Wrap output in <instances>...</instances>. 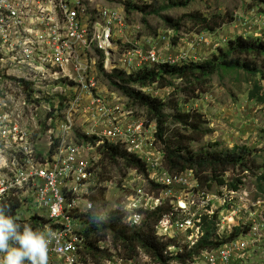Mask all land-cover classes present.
Masks as SVG:
<instances>
[{"label":"built area","instance_id":"2783aa9c","mask_svg":"<svg viewBox=\"0 0 264 264\" xmlns=\"http://www.w3.org/2000/svg\"><path fill=\"white\" fill-rule=\"evenodd\" d=\"M119 1L120 6L111 7L95 0H0V203L16 198L20 208L32 204L38 211L34 216L48 219L49 264L96 263L88 254L80 215L95 206L90 191L115 184L113 175L109 178L102 168L96 148L101 142L120 145L145 162V173L118 168L125 175L120 182L125 191L121 211L129 226L137 227L146 214L168 207L154 224L156 235L173 240L183 234L190 248L203 234V217L214 216L210 198L192 170L168 172L160 151L151 158L145 136L152 135L154 140V122L134 119L126 99L113 92L108 97L93 74L96 67L107 75H113L114 68L130 75L145 67L197 62L198 56L189 50L209 44L207 36L193 35L185 43L186 50L174 54L168 35L144 37L146 42L136 40L137 36L127 41L125 0ZM116 56L123 63L119 67L114 63ZM76 117L92 121L86 133H77L95 137L93 142H79L75 136L73 140ZM37 118L50 120L44 129L46 156L36 155L35 145L40 143L32 136L42 131ZM182 186L193 192L183 197L171 194ZM246 244L230 240L203 249L191 261L171 258L169 264H234ZM97 245L107 250L99 264H161L141 248L125 257L110 250L115 247L109 239ZM185 245L176 250L169 245L164 253L172 257ZM2 257L1 253L0 264Z\"/></svg>","mask_w":264,"mask_h":264},{"label":"rangeland","instance_id":"374dc122","mask_svg":"<svg viewBox=\"0 0 264 264\" xmlns=\"http://www.w3.org/2000/svg\"><path fill=\"white\" fill-rule=\"evenodd\" d=\"M97 1L105 3H98L100 5L111 7L120 6L121 3L119 0H95V2ZM188 2L189 0H125V4H133L140 9L126 13V27L124 28L126 40L134 41L132 39L137 36L136 40L146 42L144 37L168 35L169 49L174 54V52L185 51V43L193 35H206L209 44L200 45L193 50L187 47V50L190 49L191 55L198 56V62L211 60L221 52L220 49L228 47L231 40H236L240 36L247 39L259 37L264 40V4L257 3V0H194ZM186 3L188 5H185ZM195 16L214 19L219 25L214 31L207 33L203 30L204 24L198 23ZM166 21L177 22L179 28L167 27ZM166 49L164 52L167 51ZM241 60L252 63L254 61L255 67L260 73L254 76L238 69L221 70L201 83L202 87L195 92L184 90L190 86L180 79H170L169 82L171 81L172 85L165 88H157L156 84L145 88L135 86V90L168 101L171 105L167 107V113H174L172 105L178 103L183 110L191 111L192 114H197L203 120V122H199L201 127L198 132L183 130L184 128L181 127L183 132L181 134L188 137L190 141L186 136L185 139L195 151L201 152L205 147H207L205 149L228 150L235 145L247 148L249 154L245 156V162L247 166L251 167L250 170L242 171L241 167H236L230 168L224 173L228 181L235 177L239 178L237 190L229 192L227 185L215 182L210 185H199L210 198L209 203L215 215L213 217L215 232L220 238L229 234L237 225L248 229L246 234L236 238L247 242V247L243 251H239L238 255L241 259H238L236 264H264V191L258 186L257 179L261 171L260 166L264 164V99H260V96L264 97V57L254 60L251 57L243 56ZM114 63L118 67L123 64L119 61L118 56L114 57ZM161 67L151 68L158 72ZM151 68L149 67V69ZM119 70V68H114L113 73L115 72L114 74L119 76H128ZM137 71L138 69L130 73L134 74ZM93 74L98 80L99 88L108 97L113 96L114 94L110 95L113 92L123 97V101L126 99L127 110H132L135 115L134 119L144 117L147 122L149 121L146 108L141 105H130L128 98L117 90L116 79L106 78L107 73L103 71L101 73L97 67ZM63 82L69 84L65 80ZM133 118H129L127 121ZM56 119L54 118L53 121ZM37 122L40 123L42 131L32 136L34 141L38 140L40 143V146L35 145L36 155L38 152L39 155L46 156L49 153L46 144L48 134L44 129L50 120L37 118ZM91 122L85 118L76 117L71 130L73 140L75 132L86 133ZM153 124L155 125V123ZM172 126L180 128L178 124ZM147 134L149 135V133ZM152 137V135L145 136L147 144L145 148L150 150L149 154L153 159L160 150L159 144H156L155 138L153 140ZM151 142L154 148L151 146ZM152 152L156 154L154 155ZM120 166L121 163L116 164L105 160L102 168L108 172L106 176L109 178L113 175L115 184L90 191V194L95 192L97 195L100 191H104L105 203L104 206H101L103 216L117 208L122 210L125 191L120 182L122 179L124 180L125 175L122 169H118ZM192 185L193 183H190V186ZM192 192L189 187L184 189L182 186L173 188L171 194L175 197H183V195ZM24 204L15 217L22 222L28 221L35 212H38L32 204ZM25 224L23 223V225ZM36 231L44 234L47 232L46 230ZM105 239L111 241L112 238L108 236ZM172 239L170 245H175L173 250H176L177 246L182 248L187 242V238L183 234L176 235ZM110 250L118 254L119 252L123 253L120 245ZM99 261L95 264H99Z\"/></svg>","mask_w":264,"mask_h":264},{"label":"trees","instance_id":"16d2710c","mask_svg":"<svg viewBox=\"0 0 264 264\" xmlns=\"http://www.w3.org/2000/svg\"><path fill=\"white\" fill-rule=\"evenodd\" d=\"M192 1L194 0H189L188 3ZM257 1L259 4H264V0ZM188 3L185 5H188ZM124 10L126 13H130L133 10L140 9L133 4L126 3ZM194 18L198 23L204 24L203 30L207 33H211L219 25L214 19H207L200 16H195ZM166 25L171 28H179L177 22L166 21ZM220 51L211 60L204 62L193 61L179 66L165 65L158 72L155 69L145 67L138 69L137 72L128 76L113 74L105 75V77L116 79L118 83L115 87L128 98L130 105H141L147 109L149 117L148 123L151 121L155 123L154 142L159 144L163 163L168 172L180 173L186 170H194L193 172L201 185H210L215 182L221 185H227L231 190H237L239 178L235 177L228 181L224 173L230 168L236 167H241L242 171L250 170L251 167L247 166L245 162V156L249 154L245 146L235 145L228 150H218L216 148L205 149L207 148L205 147L201 152L195 151L187 143L185 139L186 135L181 134L183 133L181 127L184 128L183 130L188 129L191 132H198L201 127L199 126V122H203V120L197 114L183 110L178 103L172 105L175 110L174 113H167L166 109L171 105L168 101L161 97H153L145 92L135 90V86L145 88L156 84L157 88H165L172 85L171 81L169 82L170 79H180L190 86V88L187 87L184 90L195 92L202 87L201 83L221 70L238 69L254 76L260 73L258 68L255 67L253 60L252 63L244 62L241 59L243 56L251 57L254 60L258 57H264V40L262 38L247 39L240 36L236 40H231L228 47L222 48ZM260 99L263 100L264 97L260 96ZM173 124H178L180 128H173ZM75 137L79 142L82 140L93 142V139H95L93 136L88 137L77 132L75 133ZM186 138L190 141L187 136ZM96 148L101 155L102 165L105 160H108L116 164L121 163L119 168H135L145 173V162L138 156L128 154L120 145L101 142ZM260 169V174L257 176L258 186L264 191V164L260 166ZM91 197L95 206L86 214H81L80 219L84 224V233L87 236L88 254L95 262L107 254L106 249L99 248L97 241L103 240L108 236L112 238L111 241L115 248L118 245L121 246L123 253H119L125 257L134 256L137 248H141L162 264H168L171 258L180 262L191 261L203 249L218 247L227 241L238 238L242 234H246L248 231L246 227L237 225L229 234L220 238L215 232L216 228L214 220L212 219L215 215L212 218L204 216L201 224L203 234L197 242L190 248H187V245H185L183 251L178 252L172 257H168L164 252L173 240L161 239L156 235L154 229V224L168 210V207H158L146 214L139 226L131 227L125 222L123 223V214L119 208L110 211L105 216L102 215L101 206H104L105 203L103 190L99 192V195L95 194V192L92 193ZM1 203L9 205V213L13 217H16L20 209V201L18 199H6ZM17 222L22 226L23 223H26L34 231H45V224L48 223V219L33 216L26 222L19 220Z\"/></svg>","mask_w":264,"mask_h":264},{"label":"clouds","instance_id":"9594fccd","mask_svg":"<svg viewBox=\"0 0 264 264\" xmlns=\"http://www.w3.org/2000/svg\"><path fill=\"white\" fill-rule=\"evenodd\" d=\"M50 235L34 231L27 224L22 226L9 213V205L0 203L2 264H49Z\"/></svg>","mask_w":264,"mask_h":264},{"label":"crops","instance_id":"0c3cea01","mask_svg":"<svg viewBox=\"0 0 264 264\" xmlns=\"http://www.w3.org/2000/svg\"><path fill=\"white\" fill-rule=\"evenodd\" d=\"M153 122H154V121H153ZM153 127H154V126L151 124L150 129L153 128ZM234 264H236V262H235Z\"/></svg>","mask_w":264,"mask_h":264}]
</instances>
